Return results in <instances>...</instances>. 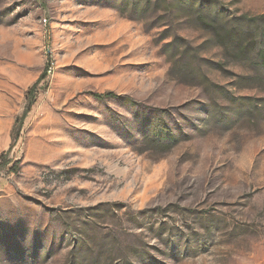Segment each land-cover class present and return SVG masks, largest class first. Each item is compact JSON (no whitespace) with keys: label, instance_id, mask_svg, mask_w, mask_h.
Instances as JSON below:
<instances>
[{"label":"rangeland","instance_id":"374dc122","mask_svg":"<svg viewBox=\"0 0 264 264\" xmlns=\"http://www.w3.org/2000/svg\"><path fill=\"white\" fill-rule=\"evenodd\" d=\"M121 1L0 0V264H264V0Z\"/></svg>","mask_w":264,"mask_h":264},{"label":"trees","instance_id":"16d2710c","mask_svg":"<svg viewBox=\"0 0 264 264\" xmlns=\"http://www.w3.org/2000/svg\"><path fill=\"white\" fill-rule=\"evenodd\" d=\"M142 1H143V0H123V1H121V3H122V6H123V7H129V6L131 5V6L133 7V10H134V11H138L139 7H141L142 5H144V4L142 3ZM149 3H151V0H147V4H149ZM143 8H144V7H143ZM207 18H208L207 16H204L203 21H206ZM235 37H236V36H235ZM236 38H238V37H236ZM262 66L264 67V62L262 63ZM48 70H49V69H48ZM48 70H46V71L44 72L42 78H45V77L47 76ZM35 88H36V85H34V86L31 88L30 93H33L34 90H35ZM95 96H97V97H99V98H106V97H120V95L117 94V93L114 92V91H109V92H106V93H95ZM27 111H28V109L26 110V112H25V114L23 115V117H25V116L27 115ZM5 164H8V162H7V163L5 162ZM79 234L81 235V236H80V237H81V240H83V239H84V238H83L84 231H83V230H80V231H79ZM84 242H85V240H84ZM73 264H78V263L75 261V263H73ZM124 264H130V263H129V262H125Z\"/></svg>","mask_w":264,"mask_h":264}]
</instances>
